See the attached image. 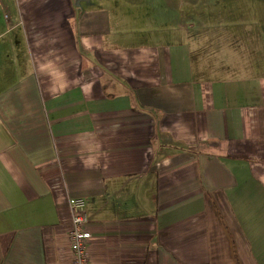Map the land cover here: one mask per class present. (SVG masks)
Listing matches in <instances>:
<instances>
[{
	"label": "crops",
	"instance_id": "0c3cea01",
	"mask_svg": "<svg viewBox=\"0 0 264 264\" xmlns=\"http://www.w3.org/2000/svg\"><path fill=\"white\" fill-rule=\"evenodd\" d=\"M75 196L90 264H264V0H0V264Z\"/></svg>",
	"mask_w": 264,
	"mask_h": 264
},
{
	"label": "built area",
	"instance_id": "2783aa9c",
	"mask_svg": "<svg viewBox=\"0 0 264 264\" xmlns=\"http://www.w3.org/2000/svg\"><path fill=\"white\" fill-rule=\"evenodd\" d=\"M68 206L71 211V227L68 236L73 253L72 264H90L88 249L92 233L88 229L86 199L80 196L70 197Z\"/></svg>",
	"mask_w": 264,
	"mask_h": 264
},
{
	"label": "rangeland",
	"instance_id": "374dc122",
	"mask_svg": "<svg viewBox=\"0 0 264 264\" xmlns=\"http://www.w3.org/2000/svg\"><path fill=\"white\" fill-rule=\"evenodd\" d=\"M3 23V22H2Z\"/></svg>",
	"mask_w": 264,
	"mask_h": 264
}]
</instances>
